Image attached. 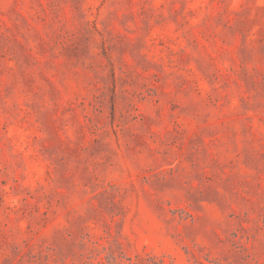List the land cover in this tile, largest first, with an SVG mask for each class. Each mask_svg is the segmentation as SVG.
I'll return each mask as SVG.
<instances>
[{"label":"rangeland","instance_id":"rangeland-1","mask_svg":"<svg viewBox=\"0 0 264 264\" xmlns=\"http://www.w3.org/2000/svg\"><path fill=\"white\" fill-rule=\"evenodd\" d=\"M0 264H264V0H0Z\"/></svg>","mask_w":264,"mask_h":264}]
</instances>
